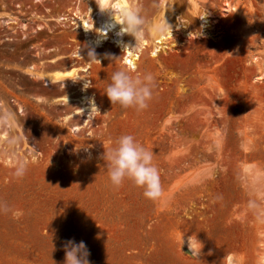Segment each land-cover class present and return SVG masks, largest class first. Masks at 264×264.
Returning a JSON list of instances; mask_svg holds the SVG:
<instances>
[{"label": "rangeland", "instance_id": "374dc122", "mask_svg": "<svg viewBox=\"0 0 264 264\" xmlns=\"http://www.w3.org/2000/svg\"><path fill=\"white\" fill-rule=\"evenodd\" d=\"M133 3L152 21L165 16L174 34L149 32L134 68L110 43L107 55L117 58L89 69L98 112L66 119L82 104L58 98L74 86L68 79L63 87L45 85L28 70L83 64L70 53L93 47L69 20L54 18L76 10L96 29L97 0H0V111H11L21 127L0 133L24 135L18 155L30 161L16 178L13 158L0 155V201L12 208L0 214V264H64L68 240L85 243L90 264H264V182L226 181L242 179L253 164L264 177V158L235 159L245 109V130L264 151V80L258 78L264 68L251 64L264 59V0ZM209 12L220 19L216 27L200 19ZM121 68L156 78L146 109L111 104L104 94ZM124 134L153 151L162 186L157 200L130 180L110 184L103 152ZM191 235L202 244L198 260L186 251Z\"/></svg>", "mask_w": 264, "mask_h": 264}, {"label": "clouds", "instance_id": "9594fccd", "mask_svg": "<svg viewBox=\"0 0 264 264\" xmlns=\"http://www.w3.org/2000/svg\"><path fill=\"white\" fill-rule=\"evenodd\" d=\"M159 7V4H154ZM101 13H106L110 17V22L105 30L95 29L98 37L106 38V31L119 26L116 32L117 36L129 35L134 39V46L129 49L127 44L123 48L131 51L140 50L145 42L148 33L153 37L163 36L172 32V26L166 22L165 16L152 21L142 14L141 8L137 5H118L115 10L110 4H105L101 0ZM115 17V18H114ZM206 17L200 18L204 20ZM200 31V30H199ZM200 31L198 37L202 36ZM99 43V40L97 41ZM118 43H120L118 41ZM83 48H87L86 60L80 55ZM78 55L89 62H99L94 48L87 45H81L78 49ZM105 58L115 60L117 57L106 55ZM90 87V83H84V88ZM156 87V78L151 72L132 73L131 71L121 68L111 74L110 82L104 89L111 104H119L123 108H135L137 110L146 109L153 98V92ZM98 112L95 106H92ZM15 116L11 111H0V129H11ZM23 137L6 133L0 137V155L11 156L13 175L16 178H22L29 167L30 161L18 155L19 145ZM103 158L107 162V175L109 182L114 187H119L125 179L130 180L135 186L143 188V196L149 200H157L162 195V186L160 173L153 163L154 153L152 150L145 148L131 134H124L118 137L113 144L104 150ZM12 212L11 206L0 201V214ZM183 235L180 237V245L183 243ZM188 248L191 250L192 257L197 259L202 248L201 242L196 235H191L187 239ZM64 264H90L87 257L89 251L83 241L74 242L68 240L65 245ZM198 260V259H197Z\"/></svg>", "mask_w": 264, "mask_h": 264}, {"label": "bare ground", "instance_id": "6f19581e", "mask_svg": "<svg viewBox=\"0 0 264 264\" xmlns=\"http://www.w3.org/2000/svg\"><path fill=\"white\" fill-rule=\"evenodd\" d=\"M38 1V0H36ZM194 2V1H193ZM105 4H110L113 10L116 9L118 5L124 4H133V0H104ZM101 4V0H97V8L96 12L94 13V16L96 17L97 22V28L105 30L107 28L108 23L110 22V17L106 13H101L99 8ZM226 5V4H225ZM227 5H229L227 3ZM194 7H196V3H194ZM233 7V6H230ZM227 9V8H226ZM225 9V10H226ZM224 10V11H225ZM228 10V9H227ZM222 10V12H224ZM225 13V12H224ZM205 16L202 15V17ZM115 18V17H114ZM214 18V19H212ZM57 21H63V20H69L71 24H73V28L80 29L81 35L85 37L87 43L91 45L95 52L99 53L97 55V58L100 62L103 60L105 61V56L108 53V50H110V43H112L114 46L119 47L124 51L123 60L130 68L136 67V60L140 58V56H143L145 53V49L149 43V41L146 39L143 45L141 46L140 50L131 51L129 50L132 46H134V39L131 37L129 39L125 38V35L123 36H117L116 32L119 30V26L117 25L113 29H109L106 31V38H99L97 33L94 32L95 30L94 25L91 22V18L89 16H84L83 14L78 13V11H72L71 14L68 13H62L58 17H55ZM207 22H211L208 24L209 27H216V23H219L220 19L215 17V14L212 12L207 13L206 17L204 18ZM213 25V26H212ZM191 33V32H190ZM188 33V34H190ZM169 36H172L174 34L173 29L171 33H167ZM99 40V43L97 41ZM118 41L120 43H118ZM127 44L129 46V49L123 48V45ZM232 45L235 49L239 48L237 42L232 39ZM264 54V50H263ZM82 58H84V55L80 53ZM70 56L77 59H82L78 55V49L73 50L70 53ZM85 59V58H84ZM54 60V59H52ZM86 60V59H85ZM80 66H74L67 69H51V70H42L40 72H36L33 70L34 66L31 65L29 67L28 72L33 75L37 76L44 80L45 85H50L54 82H60L61 87L65 86L66 80L68 79L70 84L74 86V90L72 92L60 96L58 99L62 100L64 104L71 103L74 101H79L82 106L74 108L65 118H69L71 116L79 114L83 110H87L88 112V118H91L93 114L96 112L95 108H92V106H95L97 109V106L95 104L94 99L92 98V94L88 91V88H84V83H90V79H88L89 76V69L92 66L93 62L85 61ZM76 63L77 60H74ZM251 64L258 66L260 69L264 68V59L259 57H255V61L251 62ZM264 70V69H263ZM216 71V70H215ZM216 74V72H215ZM246 78V76L244 77ZM259 79L264 80V72H261L258 76ZM216 79V78H215ZM241 83L246 87V84L248 83L247 79H244L241 81ZM218 84V83H217ZM218 86V85H217ZM87 103V105L85 104ZM5 110V109H3ZM81 114V113H80ZM248 110L245 109L243 111V115L239 121V131H240V137H239V152L238 154H235V159L237 162H250V161H256L257 159L264 158V151L262 150L260 143L257 139L253 138L248 131L245 130L246 125L249 124L248 122ZM13 126L16 127L19 131H21V127L17 122H13ZM243 127V128H241ZM78 128V127H77ZM76 129V128H75ZM6 130L2 131L0 133L1 137L6 134ZM23 137H25L23 135ZM228 166V165H227ZM229 168V172H232V170ZM257 172H259L258 167L256 164H253V166L248 171H241V175L243 176L242 179L236 180L233 177L229 176L226 178V181L230 184H240V183H251L252 180L251 177H256V179L262 183L264 182V177L260 176ZM186 251L189 254L191 253V250L188 248V244H186Z\"/></svg>", "mask_w": 264, "mask_h": 264}, {"label": "crops", "instance_id": "0c3cea01", "mask_svg": "<svg viewBox=\"0 0 264 264\" xmlns=\"http://www.w3.org/2000/svg\"><path fill=\"white\" fill-rule=\"evenodd\" d=\"M59 69H64V68H59ZM47 71V70H46Z\"/></svg>", "mask_w": 264, "mask_h": 264}]
</instances>
